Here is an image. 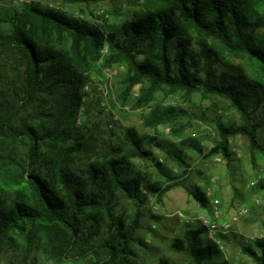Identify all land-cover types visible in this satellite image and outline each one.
Wrapping results in <instances>:
<instances>
[{
    "label": "trees",
    "instance_id": "1",
    "mask_svg": "<svg viewBox=\"0 0 264 264\" xmlns=\"http://www.w3.org/2000/svg\"><path fill=\"white\" fill-rule=\"evenodd\" d=\"M60 1L74 4L104 0ZM256 25L264 27V0H142L141 9L123 22L120 31L108 33L88 20L39 2L15 12L10 19L11 31L4 32L0 27V64L2 57L8 55L12 66L20 69L23 76L20 86H12L17 102L11 98L8 86L1 87L0 79V251L12 234L34 236L56 229L52 254L57 264H64L72 258L71 244L83 238L84 229L94 226L88 225L87 217L94 218L93 212L105 209L108 237L98 247L105 257L94 264L118 263L140 228L141 208L148 196L161 197L171 188L164 182L147 181L140 173L123 175V166L129 165L131 158L154 159L152 151L142 147L132 130L128 131L127 148L120 149L124 154L102 167L93 164L87 170V179L66 166L74 152H81L84 141L68 147L63 155L56 149V142L64 133L59 125L61 115L68 119L78 112L82 102L85 82L78 67L93 66L106 45L111 51L106 66L128 64L125 96L135 85L148 82L140 89L136 107L148 104L154 93L164 87L173 92L200 91L223 97L242 115L244 124H220L213 152L229 160L231 139L242 134L249 138L251 150L264 156V142L258 139L263 122H254L252 117L264 97V82L227 69L217 74L214 64L219 48L209 43L214 39L228 52L245 55L264 79V33L257 35ZM65 38L70 40L69 53L51 44L56 41L62 45ZM41 96L47 105L43 114L59 126L51 128L44 123L43 130L26 119L16 123L14 118L25 104L29 106ZM186 113L182 108L158 106L146 121L156 129ZM20 137L30 140L29 152L23 157H18L16 145ZM42 146L56 155L46 163L54 165V180L62 186L64 195L39 168ZM17 157L24 158L25 165ZM57 158L61 159L59 164L55 163ZM176 158L189 167L183 158ZM105 190L119 191L133 201L137 208L133 221L126 223L111 212L112 201ZM193 195L206 203L200 191ZM203 232L186 230L184 239L173 243L172 249L185 254L194 264H207L213 257V247L201 242ZM258 244L264 250V240ZM252 254L259 264H264V258Z\"/></svg>",
    "mask_w": 264,
    "mask_h": 264
},
{
    "label": "rangeland",
    "instance_id": "2",
    "mask_svg": "<svg viewBox=\"0 0 264 264\" xmlns=\"http://www.w3.org/2000/svg\"><path fill=\"white\" fill-rule=\"evenodd\" d=\"M33 2L88 20L107 33L120 31L123 22L139 11L142 4V0L74 4H63L60 0H0L1 29L10 32V19L14 13ZM254 29L257 35L264 33L261 25ZM209 43L219 48L214 64L217 74L227 69L244 72L248 78L264 82L261 71L245 55L228 52L214 39ZM51 44L69 53L68 38L62 45L56 41ZM110 54L106 45L101 58L93 66L78 67L85 82L81 89L82 102L78 112L68 119L61 115L59 125L64 133L56 142V149L63 155L68 147L84 141L81 152H74L66 166L87 179V170L93 164L102 167L124 154L120 149L127 148L128 131L132 130L142 147L152 151L154 159L131 158L130 164L123 166V175L131 177L140 173L147 181L171 185L161 197L148 196L141 208L140 228L134 234L127 253L122 255L124 259L115 264H194L185 254L171 247L184 239L188 229L204 230L201 242L213 247V257L207 264H259L252 253L264 258V250L258 244L264 240V156L252 151L249 138L242 134L231 139L229 160L212 150L219 140V125H243L242 115L223 97L200 91L173 92L168 87L156 91L148 104L136 107L140 89L148 82L135 85L125 96L128 64L117 62L106 66ZM11 61L8 55L1 59V87L8 86L11 98L17 102L12 86H20L23 76ZM39 99L29 106L26 103L14 121L19 123L26 119L31 124L37 123L43 130L44 123L51 128L59 126L43 114L47 105L43 96ZM261 101L252 117L254 122H263L258 130V139L264 142V97ZM158 106L182 108L187 113L154 129L146 120L152 109ZM16 145L20 153L18 157L28 154V137H20ZM40 152L39 168L64 195L62 186L54 180V165L47 166L46 163L56 155L46 146H42ZM176 155L183 158L189 167L183 166ZM18 157L17 161L25 165L24 158ZM60 160L57 158L55 163L58 161L59 164ZM199 191L205 196V204L193 195ZM105 192L112 201L109 204L111 212L126 223L133 221L137 213L133 201L119 191ZM93 215L94 218L87 219L88 225L93 223L94 226L90 230L84 229L83 238L71 244L72 258L64 264H94L105 257L98 247L108 237L109 219L105 209L93 212ZM206 220L215 228L207 226ZM55 237L56 229L52 232L44 230L34 236L12 234L1 248L0 264H57L52 254Z\"/></svg>",
    "mask_w": 264,
    "mask_h": 264
},
{
    "label": "built area",
    "instance_id": "3",
    "mask_svg": "<svg viewBox=\"0 0 264 264\" xmlns=\"http://www.w3.org/2000/svg\"><path fill=\"white\" fill-rule=\"evenodd\" d=\"M216 202H217V201H216ZM205 223H206L207 226H210L211 228H215V225L210 224V223L208 222V220H206Z\"/></svg>",
    "mask_w": 264,
    "mask_h": 264
}]
</instances>
